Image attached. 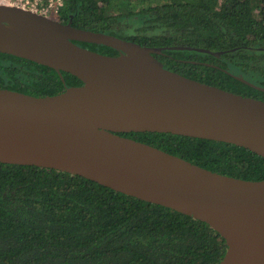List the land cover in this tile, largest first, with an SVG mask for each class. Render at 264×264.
<instances>
[{"label": "water", "instance_id": "obj_1", "mask_svg": "<svg viewBox=\"0 0 264 264\" xmlns=\"http://www.w3.org/2000/svg\"><path fill=\"white\" fill-rule=\"evenodd\" d=\"M161 52L75 28L72 18L64 24L0 5V53L82 83L51 97L0 89V163L57 170L172 209L221 236L227 251L219 264H264V180L214 173L120 135L216 141L264 158V101L167 70L155 57Z\"/></svg>", "mask_w": 264, "mask_h": 264}, {"label": "trees", "instance_id": "obj_2", "mask_svg": "<svg viewBox=\"0 0 264 264\" xmlns=\"http://www.w3.org/2000/svg\"><path fill=\"white\" fill-rule=\"evenodd\" d=\"M70 18L78 29L161 48L155 57L167 70L264 101V0H66L55 20ZM80 85L69 73L0 53V89L51 97ZM120 135L214 173L264 180V158L242 147ZM226 251L206 223L172 209L57 170L0 163V264H219Z\"/></svg>", "mask_w": 264, "mask_h": 264}, {"label": "built area", "instance_id": "obj_3", "mask_svg": "<svg viewBox=\"0 0 264 264\" xmlns=\"http://www.w3.org/2000/svg\"><path fill=\"white\" fill-rule=\"evenodd\" d=\"M66 0H0V5L19 7L55 19Z\"/></svg>", "mask_w": 264, "mask_h": 264}]
</instances>
